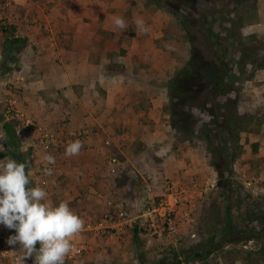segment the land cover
<instances>
[{
	"label": "rangeland",
	"instance_id": "1",
	"mask_svg": "<svg viewBox=\"0 0 264 264\" xmlns=\"http://www.w3.org/2000/svg\"><path fill=\"white\" fill-rule=\"evenodd\" d=\"M60 1L64 0H55L46 11L22 0L8 6L4 16L8 17V9L19 4L22 9L20 17L34 16L25 24L38 27L41 37H51L53 34L49 29L32 22L35 18L39 21V16L52 18L55 10H59L62 16H68L70 7H58ZM116 3L106 8L105 15L110 19L119 15L126 21L127 28L123 31L115 28V35L103 28L98 29L95 41L99 46L96 47L94 42L95 52L78 60H73L65 50L57 52V46L56 53L53 47L44 52L48 44L44 43V47L39 48L29 39L17 36L16 24L6 21L4 26L2 23L0 31L5 35L0 33V146L3 147L0 160L10 157L18 163H26V172H32L29 186L39 185L48 193L54 173L47 176L44 168L47 166L54 171L57 165L40 164L36 169L33 151L26 142L29 140L20 134H16V138L21 155H13L4 124L13 125L14 122L7 120L6 114L12 106L14 110L24 111L33 117L28 108L21 107V102L27 94L35 95L39 104L42 103L39 114H44L43 107L53 102L51 113L60 117L56 121L41 119L42 124L58 136L68 135L72 125L71 114H75L73 111L77 108L74 109L70 101L72 90L78 100L75 105L79 107L82 104L89 113V108L99 106L96 112L103 118L107 115L103 125L109 126V132H105L107 138L104 141L106 146L114 149L104 161L109 168L108 173L117 176L118 183L105 182L106 200L113 196L122 198L130 212L138 213L147 192L157 193L167 177L194 180L212 176L217 181L202 201L195 222L188 231L161 240L140 234L135 236V232L97 238L89 236V251L75 261L65 260V264H159L163 261L165 264H189L184 259V252H192L197 244L217 236V232H213L224 224L229 209L232 220L245 217L247 211L258 213L261 219L253 225L257 234L247 233L245 238L240 236L236 243L224 244L206 260L193 264H264V68L261 67L264 63V0H178V3L163 0L161 4L166 7L158 6L153 0H117ZM180 4L183 7L178 6ZM23 8L30 11L26 14ZM87 9V13L83 9V16L89 23L93 14H103L105 10L100 5ZM81 12L77 13L82 16ZM187 17L190 18L189 23L185 22ZM240 18H244L241 23L238 21ZM137 19L144 21L146 31L138 28ZM50 24L53 30V21ZM63 28L61 26L58 32H63ZM56 30L55 27L57 34L53 42L58 40L64 47L65 41L58 38ZM90 39L91 35L88 43ZM15 40H25L26 43L22 48V43ZM9 41L14 42L13 48H16L14 58H10L8 53ZM102 49H107V52ZM86 61L109 64L110 67L108 71L99 68L104 76L100 77V85L91 89L85 86L88 80L86 71L73 70L72 67L74 63L81 66ZM24 67L28 69L24 70ZM19 69L22 79L17 85L13 73ZM191 69L193 76L189 80H175L176 75ZM217 72L227 76L229 94L226 96L211 95L213 81L209 83L208 80L214 79ZM6 74L10 75V80H1ZM27 77L33 89L26 87L28 82L24 79ZM54 78L59 82L56 87L49 85ZM7 91L9 93L5 95ZM216 101L222 104L221 117L225 116V119L232 115L227 113L236 104L240 115L248 120L249 117L257 120L256 123L253 119L249 125L252 131L242 134V155L234 165L228 157L231 146L227 136L220 134L215 141L214 145L220 146L226 162L222 164L217 159L221 166L227 168L223 178L210 165L207 148L213 146L207 145L203 134L206 129H214ZM113 117L115 119L112 120ZM65 147L54 151L64 154ZM113 157L117 158L119 165L110 163ZM126 176H130L132 181L127 182ZM228 183L231 184L230 189L226 187ZM256 203L262 207L256 209ZM94 218V215L90 219L85 218L84 222ZM15 234L14 229L0 224L1 263L34 264V255L23 261L19 244L7 243L8 238ZM249 238L253 239L247 241ZM75 239H71V243ZM2 253L8 257H3Z\"/></svg>",
	"mask_w": 264,
	"mask_h": 264
},
{
	"label": "crops",
	"instance_id": "2",
	"mask_svg": "<svg viewBox=\"0 0 264 264\" xmlns=\"http://www.w3.org/2000/svg\"><path fill=\"white\" fill-rule=\"evenodd\" d=\"M116 1L117 0H64L62 2L60 1L58 7L60 5H62L64 8L66 6L70 7V12L68 16H62L59 10H55L53 11L52 18L50 17L49 19L45 16H39V21L35 18V21L32 22V24H35V22H37V26H42L44 29H49L50 32H52L53 36L51 35V37L47 38L41 37L40 33L38 32V27H29V25L25 24L29 22L28 19L31 20L34 16H25L24 18L20 17L22 9L19 4L8 9V13L6 14L8 15V17L11 18L10 20H8L9 24H16L17 36H20L24 39H29L31 43H34L39 48L44 47V43L48 44L44 48V52L51 50L53 47V51L56 53L55 46H57V52L65 50L67 54L73 56V60H78V58L80 59L83 55L90 56L89 54L95 52V47L93 46L94 42L96 44V47L99 46V43L95 41V36L98 35V29L103 28L106 31H110L112 35H115L114 33L116 26L114 25L112 18L110 19L109 15H105V12L108 6H112V4H117ZM98 5H100V7L105 8V10L102 12L104 15L91 14L93 19L92 22L89 23L88 21H85V18L83 16V9L85 8V13H87V8L97 7ZM29 11L30 9H26V14ZM80 11H82V16L77 13ZM92 11L93 10H91V12ZM99 13L101 12L99 11ZM100 18H105V20L100 21ZM49 20L51 22L53 21V30L51 26L52 24H50ZM61 26L62 28L64 26L62 30L63 32H58ZM94 26L97 28V30L96 28H94ZM55 27L57 28L56 32L59 33L58 38H60L61 41H65L63 42L64 47L62 46V44L59 43L58 40L56 41V43L53 42L57 34H55ZM92 32L94 34H92ZM0 33L5 35V33L1 31ZM1 34L0 39L2 38ZM90 35L92 37V40L90 39V42L88 43V38ZM102 51L107 52V49L106 51L102 49ZM1 59L2 50H0V61ZM72 67H74L73 70L78 69L86 71L85 77H87L88 80H86L87 83L85 86L90 87V89L94 87V85H98L99 81H101L100 77L104 76L103 71L100 72L101 70H99V68H103L107 71L110 68L109 64L90 63L88 61H86V63L81 66H76L74 63L72 64ZM26 69L28 68L24 67V70ZM13 74H15L14 77H16L17 79L14 83L20 85V79H22L20 78V69ZM43 78L47 79L45 76ZM5 79L10 80V75L6 74V76L1 78V80ZM24 81L31 82L28 77L25 78ZM29 82L27 83L26 87H30V89H33V86L31 87L32 83ZM58 83L59 82L57 81V79L54 78V81L52 80V83H50L49 85L52 87H56ZM70 91V98L72 99L70 101L72 102V106H74V109L76 107L77 108L73 111V113L75 112V114H71L72 125L69 128V134L65 136L63 134H60L59 137L67 138L74 132L77 133L82 131L83 129H86V132L88 134L82 140L84 147L81 149V152L78 156L68 158L64 154H57L58 152L54 150H52L51 152L43 151L37 144V137L33 133H26L23 135V137L29 140L26 142L27 145L30 146V148L32 149L31 151H33V166L35 168L37 167V165L40 164L46 165L45 162L42 160V157L45 154L48 153L55 157V164L53 166H57L56 169L53 171V177L50 178L47 199L50 200L54 206H58L61 201H68L69 207L83 220L85 218L90 219L93 215L95 216L94 219H98L108 210V206L106 204L108 200H106V195L104 194L105 182L114 184L118 183V179H116L117 176H113L108 173L107 169L109 168L106 166V163L104 161L106 155H108L109 157L112 154L114 147L106 146L104 141L107 138L105 132H109V129L107 128L109 126L103 125L104 122L106 124L105 117L107 115L103 118V115H100L99 112H96L97 109H100L99 106H97L98 108L88 107L91 110V113L87 112L86 108H84L82 104H80V106L78 107L77 105H75L78 100L76 99L75 95H73L72 90ZM8 93V91L5 92V95ZM37 98L38 97L35 95L27 94L21 102V107L26 109L28 108L29 112L32 113L31 115L39 121H41V119L42 121H48V119H53L56 121L60 119L57 114L55 115L51 113L54 106L53 102H51L49 106L43 107V109L45 110L44 114H39L40 112L38 110L42 106V103L39 104V100ZM118 115L120 116V114ZM113 119L115 118L113 117L112 120ZM48 127H50V125H48ZM115 199L116 196H113L112 199L110 198L109 200ZM76 236V239H71H75V241H89L87 235L82 234L77 237Z\"/></svg>",
	"mask_w": 264,
	"mask_h": 264
},
{
	"label": "built area",
	"instance_id": "3",
	"mask_svg": "<svg viewBox=\"0 0 264 264\" xmlns=\"http://www.w3.org/2000/svg\"><path fill=\"white\" fill-rule=\"evenodd\" d=\"M22 0H0V29L10 20L4 16L8 6ZM55 0H24V2L44 8L54 4ZM3 23V25H2ZM7 120L14 122L17 134L23 137L26 133L36 135L39 147L45 152L67 146L75 140L82 141L86 131L60 138L55 132L47 129L42 123L24 111L8 108ZM110 163L119 165L117 158H111ZM216 178L206 176L189 180L185 178L167 177L162 181L159 191L152 194L147 192L143 199L142 208L138 213H132L125 206V201L117 197L106 202L108 210L98 219L84 222L83 230L78 234L103 237L109 235H125L138 229L139 234L155 239H171L192 228L202 201L215 187ZM73 251L65 257L67 261H75L90 249L88 240L74 241ZM3 257H8L2 253ZM18 260V258H16ZM0 264L1 257H0Z\"/></svg>",
	"mask_w": 264,
	"mask_h": 264
},
{
	"label": "clouds",
	"instance_id": "4",
	"mask_svg": "<svg viewBox=\"0 0 264 264\" xmlns=\"http://www.w3.org/2000/svg\"><path fill=\"white\" fill-rule=\"evenodd\" d=\"M112 20L117 29L127 28L122 17L114 16ZM135 23L140 30L146 31L142 19ZM83 147L80 140L69 142L64 155L68 158L78 156ZM42 160L46 165L55 164L51 154H45ZM26 168V163H18L10 157L0 160V224L16 233L7 243L19 244L23 261L34 255V264H65V257L73 251L71 238L83 230L84 220L69 207L68 201L54 206L47 199L44 188L30 187L32 172H26ZM44 174L53 175V169L46 166Z\"/></svg>",
	"mask_w": 264,
	"mask_h": 264
},
{
	"label": "trees",
	"instance_id": "5",
	"mask_svg": "<svg viewBox=\"0 0 264 264\" xmlns=\"http://www.w3.org/2000/svg\"><path fill=\"white\" fill-rule=\"evenodd\" d=\"M153 1L158 6L166 7V5L161 4L163 0H153ZM168 1L178 3V0H168ZM178 6L183 7V4L182 5L180 4ZM170 11H172V13H174L176 16L178 15V12H173L174 10H171V9ZM241 19H244V18H240V20H238L239 23H241L242 21ZM185 22L189 23L190 18L187 17ZM15 41L21 42L22 48L24 44L26 43L25 40H20V41L15 40ZM8 47L7 48L9 49L8 53L10 55V58H14L13 53H16L15 52L16 48H13L14 42L9 41ZM261 67L264 68V63L262 64ZM191 76H193L192 69L179 73L178 75H176L175 80L176 81H179V80L186 81V80H189V77ZM226 78L227 76H225V74H222V72H217L214 76V79L208 80L209 83H211L210 81H213V83H211V91H213L211 94L212 96L222 97V96H226L227 94H229V91H228L229 86H228ZM172 89L174 90V87ZM215 106L217 107L216 108L217 115L214 118L215 119L214 126H213L214 129H206L205 131H203V134L205 136L206 142L208 143L207 145L213 146L212 148H207V151L211 157L210 165L215 168L219 177L223 178V174L227 170V168L225 166H221L217 161L220 160L222 164L226 162L222 155V150L220 146L214 145L215 141L219 139L218 136L220 134L227 136V139L229 140L230 146H231L230 148L231 152L228 154V157H229V160L231 161V164L234 165L242 155V150H243V146L241 144L242 134L245 132L252 131L251 128H249V125H251V123L253 122V119L255 120L256 123H257V120L254 117H249V120H248L246 117L240 115L238 113V108L236 104L233 105L232 109L227 113V114H232V115H228V117L225 119V116L221 117V114H222L221 109L223 108V106L220 103V101H216ZM220 118H222V120H220ZM4 129L6 132L7 139L9 141V145L13 149L12 154L20 156L21 150L19 151V145H18L17 138H16L17 133L15 131L14 125L5 123ZM255 147L256 148H254V150L257 151V146ZM125 178L127 182L132 181L130 176H126ZM230 186L231 184L229 183L226 184V187L229 189H230ZM255 206H256V209L257 207L261 208L262 204L258 205L256 203ZM227 211L228 212H227V216H226V220L224 224L219 229L213 232V234L217 232L218 234L217 236H211L207 238L206 240H204L203 242L197 244L195 246V249L192 252H184V259L188 260L189 264H193L195 261H199V260L201 261L206 260L209 256H211L213 253L219 250L224 244L236 243L237 239L240 238V236L245 238L247 233H251V235L253 236L257 234L256 227H254L253 225L259 222V220L261 219L258 213H254V211H247L245 213L246 214L245 217L236 218L235 220H232L231 209ZM134 232H135L134 233L135 236L139 234L138 229H136ZM253 238H249V240L247 241H250ZM37 248H39V246H37ZM159 264H165V263L163 261V262H160Z\"/></svg>",
	"mask_w": 264,
	"mask_h": 264
}]
</instances>
